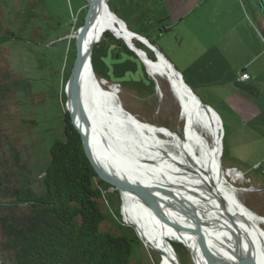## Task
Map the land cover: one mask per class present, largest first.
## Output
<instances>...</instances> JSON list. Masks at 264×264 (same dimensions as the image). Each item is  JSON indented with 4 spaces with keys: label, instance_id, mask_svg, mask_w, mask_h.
Returning <instances> with one entry per match:
<instances>
[{
    "label": "rangeland",
    "instance_id": "obj_1",
    "mask_svg": "<svg viewBox=\"0 0 264 264\" xmlns=\"http://www.w3.org/2000/svg\"><path fill=\"white\" fill-rule=\"evenodd\" d=\"M176 1L187 8L180 16H173L169 6L172 0H107L131 29L147 27L149 39L216 111L223 114L219 104H229L241 96L246 99L241 108L251 103L257 107L251 117L245 113L233 117L231 113L232 124L223 115L222 166L248 167L239 169L243 177L235 184L245 189L239 195L246 205L264 216V21L249 0ZM2 2L7 13L13 8L24 11L34 3L32 20L40 34L26 35L24 43L7 44L0 50V190L25 184L41 192L50 147L55 140L65 138L62 118L67 111L66 83L76 57L74 35L83 22L87 1ZM102 37L94 49L93 67L99 80H107L103 87L108 89L109 84L119 82L121 102L140 121L183 135L182 108L170 81L156 74L158 82L147 72L141 57L126 53L114 40L102 42ZM135 40L148 57L158 58L146 42ZM260 52V59L249 69L255 79L249 85L235 84L250 57ZM244 54L249 55L247 60ZM206 134L211 140V134ZM103 189L110 213L107 227L138 239L133 244L134 264H162L167 256L164 250L145 242L136 227L124 220L120 191L109 183ZM171 241L176 253L173 264H198L187 246ZM170 255L165 258L168 264H172L173 250ZM10 258L0 247V264L10 263Z\"/></svg>",
    "mask_w": 264,
    "mask_h": 264
},
{
    "label": "bare ground",
    "instance_id": "obj_2",
    "mask_svg": "<svg viewBox=\"0 0 264 264\" xmlns=\"http://www.w3.org/2000/svg\"><path fill=\"white\" fill-rule=\"evenodd\" d=\"M105 3L108 4L104 1L99 9L97 31L101 33L100 38L106 31L113 30L131 41L133 34L127 31L124 22L116 21ZM140 53L150 74L156 79V74L165 76L178 95L184 120L183 135L167 127L140 121L130 111L131 115L126 114L120 108L118 85L109 84L105 89L103 84L107 83L98 79L88 63L82 73L81 88L92 114L88 140L96 155L108 170L119 176L150 186L174 189L200 217L216 222L217 225L209 227L199 226L183 210L166 209L174 220L197 232L221 264H240L236 252L237 231H240L241 254L247 256L252 248L254 263L264 264V216L248 207L239 195L245 189L235 183L242 180L243 172L222 166L220 116L210 115L200 105L160 54L153 60L145 50ZM122 107L128 111L124 105ZM207 132L211 134V140ZM120 194L124 220L136 227L145 242L164 250L167 256L162 264H168L165 258L171 256L172 250L171 263L175 261L171 240L187 246L198 264H210L191 232L175 228L136 196L128 192ZM162 196L170 203L183 205L182 200L173 201L166 194ZM221 196L227 209L219 199ZM226 211L233 218H228Z\"/></svg>",
    "mask_w": 264,
    "mask_h": 264
},
{
    "label": "trees",
    "instance_id": "obj_3",
    "mask_svg": "<svg viewBox=\"0 0 264 264\" xmlns=\"http://www.w3.org/2000/svg\"><path fill=\"white\" fill-rule=\"evenodd\" d=\"M249 2L264 21V0ZM3 5L0 0V50L24 43L26 35L40 34L32 20L34 3L8 13ZM107 39L116 37L106 31L102 42ZM62 121L65 138L50 147L44 190L25 184L0 190V247L11 256L3 264H134L137 237L107 227V182L95 172L68 110Z\"/></svg>",
    "mask_w": 264,
    "mask_h": 264
},
{
    "label": "water",
    "instance_id": "obj_4",
    "mask_svg": "<svg viewBox=\"0 0 264 264\" xmlns=\"http://www.w3.org/2000/svg\"><path fill=\"white\" fill-rule=\"evenodd\" d=\"M87 1V10L84 15V21L76 30L75 37V45H76V57L74 60V64L71 69V73L69 75V79L66 83V93H67V110L69 111L71 115V119L73 124L75 125L76 129L79 131L83 147L85 150V153L90 160L92 166L95 169V172H97L98 176L105 182L109 183L110 186H112L113 189H117L120 192H128L143 202H145L150 208L154 209L161 218H163L166 222L174 226L175 228H178L180 230H187L192 233L194 236V239L197 240L198 246L201 248L203 253L206 255L207 260L210 262V264H221L215 256H213L212 252L208 249V246L205 242V240L193 230H190L186 225L176 221L169 215L167 212V207H173L175 209H181L186 214H188L193 221L199 226H206L209 227L210 225H217L216 222L205 220L204 218L200 217L198 213L190 206L189 203H187V200L180 196L174 189L165 188L158 186H150L143 182H137L136 180H131L128 178H124L123 176H119L110 170H108L101 162L100 158L96 155L92 145L90 144L88 140V133L90 132L89 129L92 125V114L89 112V109L86 106V102L83 97L82 88H81V78L83 70L86 68V66L90 65L91 69L94 70L93 67V54L94 49L97 45V43L100 40V34H98L97 31V23L99 21V9L100 5L107 0H86ZM107 8L110 9L109 4L105 3ZM112 15L116 18V21H122L125 23V27L127 31L131 32L133 34L131 41H128L126 37L124 38L122 35L117 34L113 30H108L114 35L116 38H122L126 45L139 57L142 58L144 64L146 65L147 69V63L144 60L141 51H144L142 48H139L136 43L135 39H140L144 42H146L149 46H151L155 52L157 53V57H159V54L162 56V58L165 60V63H168L171 65L174 73L178 76L181 83L184 85L186 89H188L191 94L199 101L200 105L206 109V111L210 115H219L218 111H216L212 106L205 103L202 98L194 91L192 88V85L185 80L184 75L177 67L170 61L166 55L163 54V52L160 50L158 46H156L153 41H150L148 38H146L143 35H139V33H136L132 31L130 28H128L126 22L117 14L116 11L110 10ZM91 34L89 35V33ZM89 36V37H88ZM88 38V39H87ZM87 44L85 45L84 42ZM153 61V60H152ZM147 72L149 73L148 69ZM150 74V73H149ZM241 75L238 78L239 82H245L246 80L240 79ZM105 80V79H103ZM248 80V79H247ZM102 81V80H101ZM107 83V80H105ZM114 85H119V83H112ZM119 99V98H118ZM122 103L120 104V108L126 113L130 114L129 111H125L122 107ZM232 169H236L235 167H231ZM166 194L169 199L182 200L183 205L178 206L175 203L168 202L162 195ZM221 203H223V206H225L224 198L221 196L220 198ZM227 209V208H226ZM226 215L228 218H233V215L228 211H226ZM236 233V252L237 256L240 260V264H255L254 263V257H253V251L251 248V252L247 256H244L241 254L239 249V239H240V231L235 232Z\"/></svg>",
    "mask_w": 264,
    "mask_h": 264
},
{
    "label": "crops",
    "instance_id": "obj_5",
    "mask_svg": "<svg viewBox=\"0 0 264 264\" xmlns=\"http://www.w3.org/2000/svg\"><path fill=\"white\" fill-rule=\"evenodd\" d=\"M169 6H170V8H171V10L173 12L172 13L173 16H180V15L184 14L187 11L186 10L187 9L186 6L181 1L172 0V3H169ZM242 18L245 19L244 21H248L244 16ZM133 30H135V31H137V32L140 33V32L146 31L147 30V27H145V26L144 27H140L139 26V28H136V29H133ZM107 40H114L117 43V45H119V47H121L122 49H124V51L126 53L131 54V55H135V53L124 42H122L119 38H116V39H107ZM245 44H246V42H245ZM248 51H249V54L251 55V50H248ZM261 52L260 53H257V54H253L250 57V59L248 60L247 64H245V65H247V67H245V68L242 69V72H248L250 74V78L248 80H246L245 82H239L238 81L239 75H238L237 79L235 80V84H237L238 86H240L242 84H245V83H246V85H249V83L255 79L254 73L253 72H250L249 69L251 68V66L254 63H256L258 61V59H260L259 57L262 54ZM244 56H246V60H247V58H249V55L248 54H244ZM239 91L242 92V93H244L241 89H239ZM238 95H240V94H238ZM243 100H246V99L241 96V99H237L235 101H232L231 100L229 104H227V103L226 104H219V107H221V109L223 111V114H221V113L218 112L219 115L222 118V122H224L223 115H224V118L230 124H232L233 119L231 117V113L233 114V117H236L235 115H237V116L241 115L243 117L242 113L243 114L245 113V115L249 117L250 115L252 116V115H254V114L257 113L258 109H257V107L254 106L253 103H251L246 109H245V107L244 108H241L242 104H244L243 103ZM223 126H224V124H223ZM224 132H225V130H224ZM225 135H226V132H225ZM225 150L226 149L224 147V151ZM230 167H236V168L241 169V170H243V168H248V167H241L239 165H232Z\"/></svg>",
    "mask_w": 264,
    "mask_h": 264
},
{
    "label": "built area",
    "instance_id": "obj_6",
    "mask_svg": "<svg viewBox=\"0 0 264 264\" xmlns=\"http://www.w3.org/2000/svg\"><path fill=\"white\" fill-rule=\"evenodd\" d=\"M249 78H250V74L248 72H242L240 77L241 80H247ZM118 86H120V84Z\"/></svg>",
    "mask_w": 264,
    "mask_h": 264
},
{
    "label": "flooded vegetation",
    "instance_id": "obj_7",
    "mask_svg": "<svg viewBox=\"0 0 264 264\" xmlns=\"http://www.w3.org/2000/svg\"><path fill=\"white\" fill-rule=\"evenodd\" d=\"M165 29H166V30H169L170 28H169V27H167V25H166ZM147 30H148V29H147ZM147 30H146V31H147ZM146 31H144V32H140V33L138 32V33H139V35L141 34V35H143V36H145L146 38H148V39H149V38H150V36H149V35L146 33ZM149 40H150V39H149ZM150 41H151V40H150ZM152 41H153V40H152ZM135 43H136V45H137V42H136V40H135ZM153 43H154V42H153Z\"/></svg>",
    "mask_w": 264,
    "mask_h": 264
}]
</instances>
